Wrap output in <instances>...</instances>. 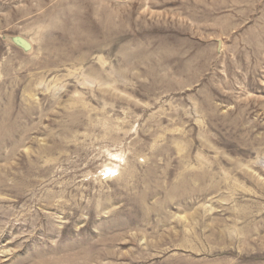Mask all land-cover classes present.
Instances as JSON below:
<instances>
[{
  "label": "rangeland",
  "instance_id": "1",
  "mask_svg": "<svg viewBox=\"0 0 264 264\" xmlns=\"http://www.w3.org/2000/svg\"><path fill=\"white\" fill-rule=\"evenodd\" d=\"M0 264H264V0H0Z\"/></svg>",
  "mask_w": 264,
  "mask_h": 264
},
{
  "label": "water",
  "instance_id": "2",
  "mask_svg": "<svg viewBox=\"0 0 264 264\" xmlns=\"http://www.w3.org/2000/svg\"><path fill=\"white\" fill-rule=\"evenodd\" d=\"M4 38L21 48L24 52H30L33 49V45L30 40L21 35H6Z\"/></svg>",
  "mask_w": 264,
  "mask_h": 264
}]
</instances>
